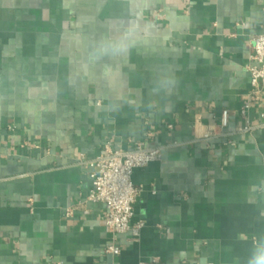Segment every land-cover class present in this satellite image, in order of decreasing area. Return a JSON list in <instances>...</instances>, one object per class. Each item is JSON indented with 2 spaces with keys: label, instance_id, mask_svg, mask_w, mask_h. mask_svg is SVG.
Returning a JSON list of instances; mask_svg holds the SVG:
<instances>
[{
  "label": "crops",
  "instance_id": "obj_1",
  "mask_svg": "<svg viewBox=\"0 0 264 264\" xmlns=\"http://www.w3.org/2000/svg\"><path fill=\"white\" fill-rule=\"evenodd\" d=\"M130 27L128 53L91 58ZM263 29L264 0H0V264H246L264 232L246 70ZM107 145L162 151L133 175L139 239L87 201L84 162Z\"/></svg>",
  "mask_w": 264,
  "mask_h": 264
},
{
  "label": "built area",
  "instance_id": "obj_2",
  "mask_svg": "<svg viewBox=\"0 0 264 264\" xmlns=\"http://www.w3.org/2000/svg\"><path fill=\"white\" fill-rule=\"evenodd\" d=\"M247 72L251 79V101L259 100L264 95V29L251 43V55L249 57ZM248 102L241 110L243 117L248 116L251 109ZM264 124V113L261 116ZM228 112L222 116V126L228 125ZM247 128L246 130H248ZM197 136L205 140L212 137L211 133L204 132L201 125L196 127ZM161 149H137L131 152L112 149L105 146L104 153L95 159L84 162L89 167V177L92 181V189L87 201L93 204L103 205L105 210V223L108 231L116 238L131 232L135 239H139L144 228L143 223L131 226L134 218V207L140 191L133 183V175L136 170L145 169L151 164L160 161ZM108 253L114 256L121 255V249L112 246ZM146 264V263H144Z\"/></svg>",
  "mask_w": 264,
  "mask_h": 264
},
{
  "label": "clouds",
  "instance_id": "obj_3",
  "mask_svg": "<svg viewBox=\"0 0 264 264\" xmlns=\"http://www.w3.org/2000/svg\"><path fill=\"white\" fill-rule=\"evenodd\" d=\"M134 31V28L130 27L117 36L102 37L96 42L91 58L96 60L104 56H124L135 45ZM246 264H264V232L252 237V248Z\"/></svg>",
  "mask_w": 264,
  "mask_h": 264
}]
</instances>
